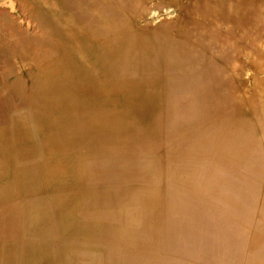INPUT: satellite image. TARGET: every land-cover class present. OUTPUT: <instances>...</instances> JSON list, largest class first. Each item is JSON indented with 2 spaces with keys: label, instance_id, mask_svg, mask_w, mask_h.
Instances as JSON below:
<instances>
[{
  "label": "bare ground",
  "instance_id": "1",
  "mask_svg": "<svg viewBox=\"0 0 264 264\" xmlns=\"http://www.w3.org/2000/svg\"><path fill=\"white\" fill-rule=\"evenodd\" d=\"M23 1L62 54L51 100L0 127V264H75L78 241L95 256L112 241L109 264H264L259 183L227 177L264 175V79L242 80L247 64L264 71V43L243 65L208 38L236 42L261 0ZM163 6L179 16L155 24ZM240 90L261 103L231 105Z\"/></svg>",
  "mask_w": 264,
  "mask_h": 264
},
{
  "label": "rangeland",
  "instance_id": "2",
  "mask_svg": "<svg viewBox=\"0 0 264 264\" xmlns=\"http://www.w3.org/2000/svg\"><path fill=\"white\" fill-rule=\"evenodd\" d=\"M153 15H155L153 22L161 24L167 21L171 22V20L177 18L179 10L173 9L167 12V7L163 6L159 8L156 14L152 12L151 17ZM223 29L225 30L223 34H225L226 25ZM56 34L49 26L48 18L39 13L31 12L23 0H0V101L6 104L3 110L0 109V127L3 123H7L9 113H12V115L26 113L30 117L31 114L29 112L32 106H37V104L43 105L45 101L51 100L53 95L46 94V91L49 86L59 81L57 76L60 74L58 68L61 64L62 54L58 38V34L60 33ZM208 36L213 43L232 49V55H235L238 62L244 65L252 54V48H255V46L252 47L253 44L256 42L264 43V0L257 2L255 13L251 18L249 26H242L236 37V42L229 41L227 35L223 38L215 33H210ZM255 78L264 79V71H256L252 65L247 64L242 70V80L245 81L246 86L251 88L256 86ZM238 84L240 86V81ZM230 93L232 95L228 96V98L231 105L243 103L241 99L245 98V96H249L250 98L254 96L261 103V93L258 92L243 93L240 90V94H235L233 91H230ZM238 96L241 97L239 98ZM255 105L251 106L256 107ZM94 108L96 109L95 106ZM248 108L249 105L247 106V110ZM97 109L100 111L104 108L97 107ZM110 113H119V111L118 109L111 108L109 109ZM167 118V114H164L162 116L163 123L160 125L168 126L170 119ZM255 119L256 116L254 115L252 120ZM138 146H140V151L144 156H147V163H149V154L145 152L146 142L141 141ZM112 162L115 166L116 163L113 160ZM262 167L264 168V164H262ZM244 171L245 168L242 166L239 172L227 176L228 180L230 183H245L247 190L251 188L252 183H259L256 189L262 195L254 201L250 215L253 217L254 224H264V212L261 210L264 201V175L257 174L254 177L248 178L245 175L241 176V173ZM200 178H195L196 182L204 183L205 180H199ZM159 183L161 185L165 184L162 181H159ZM114 187L111 174L109 173V190ZM203 194L208 199H213L214 197L213 192L205 191ZM218 201L221 200L217 199ZM161 222L159 220L157 224H161ZM137 224L146 223L139 222ZM225 227L226 229L236 228L233 224L226 225ZM137 229L139 232L143 230L142 226H137ZM131 231L132 228H128L126 233H130ZM138 236L140 234L134 233L130 237L136 239ZM229 238L230 236H226L224 243ZM18 240H20L19 237H17L16 241L18 242ZM138 240L137 242H140L145 239L139 238ZM246 243L243 242L242 252L246 248ZM75 246H79L75 251L77 258L75 264H109L111 251L109 252L108 249H112L114 243L112 241L102 242L101 251L103 252L96 254V256L88 254L87 249L89 246H86L81 241H78ZM160 252L161 254L164 253L162 247H160ZM224 264H247V260L241 257L239 261H236L235 256L232 258L230 256Z\"/></svg>",
  "mask_w": 264,
  "mask_h": 264
}]
</instances>
